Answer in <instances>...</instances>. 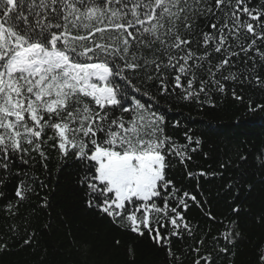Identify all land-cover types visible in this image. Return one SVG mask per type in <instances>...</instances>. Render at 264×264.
Returning <instances> with one entry per match:
<instances>
[{"label": "snow or ice", "instance_id": "snow-or-ice-1", "mask_svg": "<svg viewBox=\"0 0 264 264\" xmlns=\"http://www.w3.org/2000/svg\"><path fill=\"white\" fill-rule=\"evenodd\" d=\"M261 68L264 0H0V184L17 158L47 161L50 141L61 160L79 162L88 207L139 236L147 231L183 264L172 237L193 235L184 213L200 202L169 170L191 159L193 138L175 143L166 117L140 96L210 102L225 82L264 87ZM257 108L264 104L249 102ZM28 191L21 180L15 196ZM222 237L218 252L229 253L240 232L229 225ZM189 247L192 264H214L212 252Z\"/></svg>", "mask_w": 264, "mask_h": 264}, {"label": "trees", "instance_id": "trees-1", "mask_svg": "<svg viewBox=\"0 0 264 264\" xmlns=\"http://www.w3.org/2000/svg\"><path fill=\"white\" fill-rule=\"evenodd\" d=\"M259 75L264 77V68ZM154 83L147 87L151 90ZM225 83V92H212L210 102L158 94L156 103L140 96L166 117L164 134L175 143L185 145L188 136L193 138L191 159L169 170L176 187L200 202L189 201L184 213L193 235L172 237V251L183 264L196 258L189 245L200 247L201 255L212 252L214 264H257L264 250V109L249 110V102L264 104V87ZM233 88L242 100L233 97ZM50 144L44 146L47 161L36 153L25 156L27 164L17 158L0 184V245H7L0 248V264H176L167 246L157 245L147 231L139 236L88 207L89 197L78 182L79 162L71 156L61 160ZM21 180L31 188L24 200L15 196ZM233 206L240 211L233 212ZM229 225L240 237L235 246L228 245L229 253H220Z\"/></svg>", "mask_w": 264, "mask_h": 264}]
</instances>
